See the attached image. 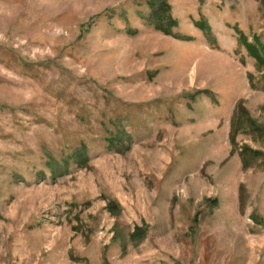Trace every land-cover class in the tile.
I'll return each instance as SVG.
<instances>
[{
	"label": "rangeland",
	"instance_id": "1",
	"mask_svg": "<svg viewBox=\"0 0 264 264\" xmlns=\"http://www.w3.org/2000/svg\"><path fill=\"white\" fill-rule=\"evenodd\" d=\"M155 1L0 0V264H264V0Z\"/></svg>",
	"mask_w": 264,
	"mask_h": 264
},
{
	"label": "trees",
	"instance_id": "2",
	"mask_svg": "<svg viewBox=\"0 0 264 264\" xmlns=\"http://www.w3.org/2000/svg\"><path fill=\"white\" fill-rule=\"evenodd\" d=\"M152 7H153V12L148 17L150 18L153 15V17L156 19V21L160 22L159 23L160 26H161V24L162 25L166 24L169 27L170 25H172L175 22V18H173L169 12L170 5L165 0L155 1V3L152 4ZM153 17H151V18H153ZM168 27H165L163 29L165 31H168L169 30ZM250 46H253V45L250 43ZM253 50L256 52L254 46H253ZM261 60H262V58H261ZM80 157H84V156H80ZM135 230L136 231L131 232V234H130L131 238H134L137 235L136 233L139 234L141 231L140 228H138V227H135Z\"/></svg>",
	"mask_w": 264,
	"mask_h": 264
}]
</instances>
